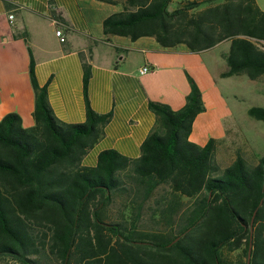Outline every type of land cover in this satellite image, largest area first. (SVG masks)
<instances>
[{
    "label": "trees",
    "instance_id": "1",
    "mask_svg": "<svg viewBox=\"0 0 264 264\" xmlns=\"http://www.w3.org/2000/svg\"><path fill=\"white\" fill-rule=\"evenodd\" d=\"M102 1L124 5L104 19L106 35L152 36L164 48L184 44L193 53L229 41L228 69L221 75L264 81V11L255 0H181L172 9V0ZM29 55L34 125L22 126L15 112L0 120V259L231 264L223 252L244 243L243 264H264V154L249 165L237 153L220 167L215 138L204 145L189 140L193 121L204 110L191 77L182 108L149 103L156 124L137 159L107 149L86 166L82 157L100 139L110 115L87 106L83 122L59 121L45 87L37 84L30 48ZM83 69L86 84L85 61ZM247 113L264 123V107L251 106ZM119 198L120 219L108 221L107 209ZM151 199L147 210L155 228L147 229L141 218Z\"/></svg>",
    "mask_w": 264,
    "mask_h": 264
},
{
    "label": "crops",
    "instance_id": "2",
    "mask_svg": "<svg viewBox=\"0 0 264 264\" xmlns=\"http://www.w3.org/2000/svg\"><path fill=\"white\" fill-rule=\"evenodd\" d=\"M255 1L264 11V3ZM123 9L122 2L102 0H0V120L15 112L22 126L34 125L30 48L37 84L45 87L59 121L83 122L87 106L110 115L100 139L83 155L82 165H95L99 153L107 149L137 159L142 142L156 124L149 103H165L174 110L182 108L191 77L201 90L204 110L195 117L189 140L204 145L209 138H215L216 161L220 150L227 148L225 155L231 163L240 153L232 150L240 138L235 129L236 109L224 90L230 80L244 74L221 75L228 69L224 54L229 41L193 53L184 44L164 48L152 36L133 40L106 35L104 19ZM56 30L62 31L65 41L59 40ZM222 44L226 49L204 57ZM84 61L90 66L86 84ZM143 66H148L149 71L140 73ZM252 81L264 83L263 79ZM230 96L236 105L239 95L230 92ZM241 138L247 142L246 137Z\"/></svg>",
    "mask_w": 264,
    "mask_h": 264
},
{
    "label": "rangeland",
    "instance_id": "3",
    "mask_svg": "<svg viewBox=\"0 0 264 264\" xmlns=\"http://www.w3.org/2000/svg\"><path fill=\"white\" fill-rule=\"evenodd\" d=\"M181 0H172L169 4V9L176 7L177 3ZM260 3H264V0H259ZM226 44H222L219 47L213 49V53H205L204 57L209 58L211 54H216L219 51L226 49ZM229 87L224 90L226 95L228 96V100L232 107L236 109V117L238 121V127H236V132L238 137L241 139L236 140L233 145L234 154L236 152H240L244 155L249 165H253L257 162V158L264 154V123L260 120H256L248 115L247 110L251 106H260L264 107V83L261 81H252L246 75L234 77L229 81ZM230 92H235L239 95V99L237 100V104L233 105V98L230 96ZM247 139V142L241 137ZM226 151L220 150L219 156L217 155V163L220 167H224L229 164L230 160L225 155ZM157 194L161 192L156 191ZM157 195V196H158ZM152 200L146 202L144 206V213L142 215L141 224L147 229H154L155 225L152 220H150L147 206L152 204ZM187 199L183 198V202H186ZM122 199H115L111 205L108 207L106 212V219L108 221H117L120 219V211ZM125 219L129 220V216H125ZM245 244L243 243L239 249H236L232 252H223L224 258L227 262L231 264H243L246 260L244 253ZM0 264H21L20 262L10 258L4 257L0 259ZM45 264H57L53 261L52 258L46 260Z\"/></svg>",
    "mask_w": 264,
    "mask_h": 264
},
{
    "label": "built area",
    "instance_id": "4",
    "mask_svg": "<svg viewBox=\"0 0 264 264\" xmlns=\"http://www.w3.org/2000/svg\"><path fill=\"white\" fill-rule=\"evenodd\" d=\"M9 17H10V19H12V18H13V15L10 14ZM55 34H56V36L59 37V40H60L61 42L65 41V37L63 36L61 30H56V31H55ZM147 71H149L148 66H143V67L140 69V73H145V72H147Z\"/></svg>",
    "mask_w": 264,
    "mask_h": 264
},
{
    "label": "water",
    "instance_id": "5",
    "mask_svg": "<svg viewBox=\"0 0 264 264\" xmlns=\"http://www.w3.org/2000/svg\"><path fill=\"white\" fill-rule=\"evenodd\" d=\"M252 224V220H251V222H250V225ZM250 246H251V244H250ZM248 253H250V248H249V250H248Z\"/></svg>",
    "mask_w": 264,
    "mask_h": 264
}]
</instances>
